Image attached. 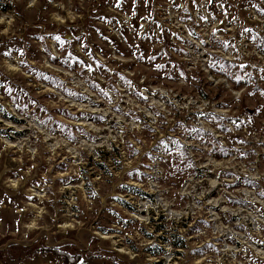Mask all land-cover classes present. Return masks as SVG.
Here are the masks:
<instances>
[{
	"label": "rangeland",
	"instance_id": "rangeland-1",
	"mask_svg": "<svg viewBox=\"0 0 264 264\" xmlns=\"http://www.w3.org/2000/svg\"><path fill=\"white\" fill-rule=\"evenodd\" d=\"M261 193L264 0H0V264H264Z\"/></svg>",
	"mask_w": 264,
	"mask_h": 264
},
{
	"label": "snow or ice",
	"instance_id": "snow-or-ice-1",
	"mask_svg": "<svg viewBox=\"0 0 264 264\" xmlns=\"http://www.w3.org/2000/svg\"><path fill=\"white\" fill-rule=\"evenodd\" d=\"M245 31H251V30L250 29H245ZM57 39H59V38L57 37ZM253 39H255V37H253ZM157 67H160V66L158 65ZM241 67H243V65H241ZM237 79L239 80L240 78L238 77ZM261 195H264V193H261Z\"/></svg>",
	"mask_w": 264,
	"mask_h": 264
},
{
	"label": "trees",
	"instance_id": "trees-1",
	"mask_svg": "<svg viewBox=\"0 0 264 264\" xmlns=\"http://www.w3.org/2000/svg\"><path fill=\"white\" fill-rule=\"evenodd\" d=\"M125 188H127V186H124ZM131 191L132 192H134V191H136L135 189H131ZM138 192V191H137ZM57 253H58V251L57 252H55L54 254H56L57 255Z\"/></svg>",
	"mask_w": 264,
	"mask_h": 264
}]
</instances>
